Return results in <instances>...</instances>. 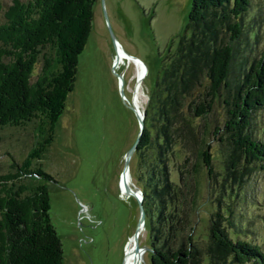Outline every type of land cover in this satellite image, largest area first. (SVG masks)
Returning a JSON list of instances; mask_svg holds the SVG:
<instances>
[{
	"label": "trees",
	"instance_id": "1",
	"mask_svg": "<svg viewBox=\"0 0 264 264\" xmlns=\"http://www.w3.org/2000/svg\"><path fill=\"white\" fill-rule=\"evenodd\" d=\"M95 2L11 0L3 10L0 128L30 124L33 143L21 160L11 155L0 173V264H64L49 214L54 178L44 159L74 88ZM253 6V0H192L176 51L162 61L133 155L149 264H264L262 246L241 237L246 219L239 212L240 193L264 170V140L252 132L264 107V45L258 23L245 20ZM211 141L223 159L220 187ZM203 169L219 195L208 240L200 244L194 234Z\"/></svg>",
	"mask_w": 264,
	"mask_h": 264
},
{
	"label": "rangeland",
	"instance_id": "2",
	"mask_svg": "<svg viewBox=\"0 0 264 264\" xmlns=\"http://www.w3.org/2000/svg\"><path fill=\"white\" fill-rule=\"evenodd\" d=\"M192 0H97L87 43L78 56L73 90L68 94L63 113L57 121L54 140L44 159V166L54 180L50 181V218L62 243L64 264H123L139 217L133 196L122 193L120 174L125 155L134 142L138 121L126 103L135 104L133 79L136 61L144 66L140 86V108L162 75V61L176 51L178 39L186 30ZM11 0H0V22L3 10ZM249 23H258L259 46L264 45V0H253ZM120 50L132 59L116 53L113 36ZM116 72L126 84L124 99ZM139 59V60H137ZM38 68L34 70L36 74ZM252 132L264 140V107L256 112ZM33 143L32 127L0 128V173L5 172L13 155L26 156ZM212 163L220 187L224 165L218 143L211 141ZM179 158L182 154L178 153ZM133 188H139L137 160L129 163ZM171 178L177 174L171 170ZM120 182V183H119ZM207 172L199 177L197 224L194 234L200 244L208 239V221L217 208L214 183L207 185ZM236 191V189L234 190ZM228 190L226 194L228 195ZM246 223L242 238L258 243L264 249V170L255 172L246 189L240 193ZM224 199H229L227 196ZM140 245L149 246L148 231L140 233ZM149 250L144 261L149 264ZM125 264V263H124ZM203 264H208L207 259ZM244 264H253L252 261Z\"/></svg>",
	"mask_w": 264,
	"mask_h": 264
},
{
	"label": "water",
	"instance_id": "3",
	"mask_svg": "<svg viewBox=\"0 0 264 264\" xmlns=\"http://www.w3.org/2000/svg\"><path fill=\"white\" fill-rule=\"evenodd\" d=\"M109 31H110L111 35L113 36V33H112L110 28H109ZM113 40H114V46L116 47V44H118V43H117V40L114 38V36H113ZM124 54L129 58L136 59V57H132V56L130 57V55H128L126 52H124ZM137 60H139V59H137ZM118 68H119V58L117 57L113 61L112 72L115 75V77L118 79L120 94H121L122 98L124 99L123 88H124L126 82L123 79L122 75L119 74L118 72H116L118 70ZM126 104L130 110L134 111L136 118H137V121H138V126H140V127L138 129V134H137L134 142L132 143V145L130 146V148L128 149V151L125 155L124 166H123V169H122L121 174H120V182H122V184H123V190H121L122 193H124L125 195L133 196L136 199V201L138 203V207H139L138 208L139 209L138 221L136 223L134 233H133L132 237L130 238V241L132 240V242H133V248H134V253H135L136 259L139 260V259H143L142 258V252H145L146 250L150 251V249H151V248H149V246L140 245V241H139V238H140L139 235H140L141 228L145 227V211L143 209L144 207L142 204L143 194H142V191L140 188L134 189L130 185H128L126 177H127L128 171H129L130 160L135 153L137 143L139 141L141 132H142L143 127H144L145 114H144V110L142 111L139 108H137L134 105V103L133 104L126 103Z\"/></svg>",
	"mask_w": 264,
	"mask_h": 264
},
{
	"label": "bare ground",
	"instance_id": "4",
	"mask_svg": "<svg viewBox=\"0 0 264 264\" xmlns=\"http://www.w3.org/2000/svg\"><path fill=\"white\" fill-rule=\"evenodd\" d=\"M115 48H116V53L118 52L119 55L124 56L123 52L120 50L119 45L116 44ZM114 60H115V58H114ZM133 65H134V73H133L132 77L134 80H135V78L137 79V83H136V86H135L134 91H133V98L135 100L134 105L141 110V108H140L141 100H140L139 90H140V86H141L143 75H144V73H143L144 72V66H143V64H140L138 61H136L135 64H133ZM126 179H127L128 185H130L133 188V186H132L133 182H132L131 175H130V169L128 171ZM121 184H122V182H121ZM143 228L144 227L141 228V231ZM141 231H140V233H141ZM125 249H126V257H125V262H124L125 264H135V263L141 264L144 261V252H142V258L143 259H139V260L136 259L132 240L128 243V245Z\"/></svg>",
	"mask_w": 264,
	"mask_h": 264
}]
</instances>
